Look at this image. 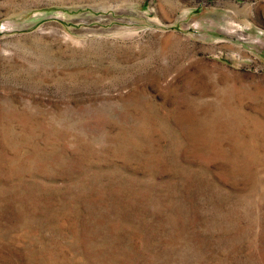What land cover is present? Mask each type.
<instances>
[{
  "label": "rangeland",
  "instance_id": "rangeland-1",
  "mask_svg": "<svg viewBox=\"0 0 264 264\" xmlns=\"http://www.w3.org/2000/svg\"><path fill=\"white\" fill-rule=\"evenodd\" d=\"M0 264H264V0H0Z\"/></svg>",
  "mask_w": 264,
  "mask_h": 264
}]
</instances>
